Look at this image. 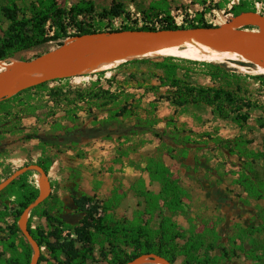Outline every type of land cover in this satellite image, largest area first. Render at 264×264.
Listing matches in <instances>:
<instances>
[{
    "label": "trees",
    "instance_id": "1",
    "mask_svg": "<svg viewBox=\"0 0 264 264\" xmlns=\"http://www.w3.org/2000/svg\"><path fill=\"white\" fill-rule=\"evenodd\" d=\"M205 3V0H197ZM230 0H219L215 3L218 9H225L226 13L237 19L250 15L253 12L257 16H264V0H236L229 7ZM258 5H260L258 7ZM165 0L150 1L144 12L146 18L156 17L159 20L158 28L143 24L140 27L125 25L113 29L99 27L95 24L94 15H98L99 21L110 16H119L122 11V2L112 0L108 8L96 12L92 0H75L70 5L60 7L57 0H7L0 4V14L8 24L0 37V61H8L10 58L27 60L25 52L36 50L45 44H51L53 48L61 46L69 38L94 34L101 31L114 30H155L176 29L181 27L213 26L206 20L202 10L196 11L191 17H185L177 24L168 10ZM100 24V23H99ZM39 53L35 55L38 56ZM152 56L135 57L125 61L117 67L128 68L134 63H146ZM154 57V56H153ZM162 59L156 62V67L162 69V76H157L161 85L173 88V96L170 102L175 107H183L189 103L213 106L220 116L228 117L224 112L221 102L233 104L234 92L223 87H197L186 82L187 69L179 76L177 69L180 67L175 60L187 63L208 64L210 69L207 75L211 80H223L230 85L234 75L218 69V60H193L179 56L161 55L155 56ZM241 64L254 67L253 64L241 62ZM114 68L91 72V77L96 80L91 82L92 87L75 91L74 98L66 96L62 86L49 87L51 82L68 81L72 77H55L41 81L37 84L19 90L15 94L0 100V108L4 113L10 103H17L28 111L36 109L35 101L39 99V92L46 90L47 95L57 98L64 95L63 100L69 101L72 107L63 110L61 117H55L49 124V128L43 134L27 133L24 138L38 140L42 151L36 160L28 161V164H38L48 174L56 162V153L60 146L69 142V146L78 144L80 139L73 135L75 129L84 123L82 115L91 116L90 133L87 138H92L96 124H106L119 118L133 116L134 127L141 131L150 132L158 138V149L165 151L171 159L186 158L192 155L193 164H181L182 167L197 172L203 168L209 173V156L207 155L208 140L214 145L224 149L229 155H235L239 160L243 156L250 160L237 167L236 175L232 179L233 184H238L243 193L234 192L230 188L227 191L233 193L238 201L245 206H253L257 214L244 222L242 218L236 220L232 226V233L222 242V237L217 231L216 223L205 220L211 233L221 244L216 245L209 236L202 233L183 229H171L170 217L165 210L183 211L186 204L183 196L186 194L181 184L179 175H173L170 167L162 160L155 158H130L128 150H120V166L123 168H135L146 172V178L139 177L129 190L135 197L140 199L136 202L130 216L119 215L116 210L120 207L123 199L127 196V189L121 184L112 185L108 196L100 201H94L91 196H76L72 194L75 206L74 214L77 223L72 230L64 233L67 223L59 214H52L59 198L51 192L42 202L33 207L27 219V227L40 247V256L37 264H126L142 255L155 254L167 260L170 264H224L225 262L240 259L241 257L249 264H264V165H254L257 160L264 162V139L262 140L261 152H250L251 140L243 134L233 138H207L203 141L193 138L192 131L178 126L171 118L167 121L170 126L168 132L153 127V111L157 108L158 99L149 102L151 109L146 110L144 117L133 112L131 100L132 92L112 90V80L106 78L108 87L99 84L101 77ZM258 69V68H257ZM249 78L259 82L264 90V73L249 74ZM235 78V77H234ZM121 87V82H118ZM116 84V85H117ZM99 85V86H96ZM137 84L136 89L142 88ZM97 87V88H95ZM117 87V86H116ZM154 86H146L145 89H153ZM107 111V116L100 119L93 111ZM55 115V112L53 113ZM52 114V115H53ZM244 116H236L233 121L240 124L245 121ZM264 126V124H262ZM96 129V128H95ZM136 130L131 132L135 133ZM3 137L0 129V139ZM109 138V134H106ZM208 139V140H207ZM55 150L48 153L46 148ZM198 150L202 153L197 154ZM192 152V154H191ZM203 158V160L201 159ZM1 164V163H0ZM16 168H6L0 172V182L8 177ZM217 175H221L215 170ZM37 173L27 170L11 181L0 191L2 200L10 201L17 205L14 222L7 225V232L0 225V264H29L33 256V249L18 228L17 221L23 209L33 202L39 194V188L31 184L29 176ZM226 175V173H223ZM49 202L48 206H45ZM42 217L45 225L32 226L33 218ZM259 219V221H257ZM261 234L260 237L257 234ZM217 250V253H212ZM148 264L144 262L141 264Z\"/></svg>",
    "mask_w": 264,
    "mask_h": 264
},
{
    "label": "rangeland",
    "instance_id": "2",
    "mask_svg": "<svg viewBox=\"0 0 264 264\" xmlns=\"http://www.w3.org/2000/svg\"><path fill=\"white\" fill-rule=\"evenodd\" d=\"M120 1L122 2V11L119 16L108 15L99 21L98 15L93 14L95 24L101 28L110 27L113 29L125 25L140 27L143 24H147L156 28L160 26L159 20L155 16L150 19L144 15L149 2L154 0ZM218 1L205 0V3H200L197 0H165L169 6L170 15L177 24H180L183 18L191 17L196 11L202 10L206 20L216 25L227 22L232 17L226 13L225 9L215 7V3ZM231 1H229V4H232ZM57 2L59 4L60 0ZM111 2V0H99L96 2V4L98 3L96 12H100L103 8H108ZM7 24V20L3 19L0 14V37L3 35ZM231 36L234 37L233 35ZM71 40L73 39L69 38L67 41ZM52 47L51 44H45L39 49L25 52L24 55L27 59H31L36 54L46 52ZM175 56L182 57L180 55ZM14 60V58H10L8 61H0V63L8 64ZM211 60L206 61L209 62ZM159 61H162V59L152 56L146 63H134L128 66V68L114 67L105 76L101 77L99 84L106 88L109 83L106 81V78L111 79L114 77L111 89L120 90L122 88L121 90L126 93L132 92L134 97L133 99L129 98L133 106L131 109L142 117L145 116L146 110L151 109L149 102L158 99L157 108L152 113L154 116L153 127L155 129L168 132L170 126L167 125V121L172 118L178 126L191 130L193 138L201 141L207 138L205 134H209L212 138H233L235 135L243 134L251 140L250 152H261L263 150L264 90L259 82L248 77L249 74L259 73L258 67L246 59L218 60L220 63L217 65V68L228 72L230 75L233 74L235 77L230 78L231 82L232 80L233 82L227 85L224 79L211 80L207 75V71L210 69L208 64L187 63L175 60L180 66L177 72L181 78H183L182 73L187 69L186 77L183 79L189 84L197 87H223L234 92L235 102L233 104L225 103L224 101L220 103L228 116L224 118L219 115L213 106L207 105H205V110L199 108L191 110L187 104L181 107V111H175V106L169 103L171 98H174V89L170 86L161 85L157 77L163 74L162 69L156 67V62ZM241 62L253 64L254 67L241 64ZM90 73L85 72L70 76L72 78L68 81L51 82L48 84V88L62 86V91L65 92L66 96L74 98L77 89L82 90L92 87L91 82L95 81L96 77H91ZM116 80L121 82V85H119L121 87H118ZM137 84H142V88L136 89L135 86ZM146 86H154V88L147 90L145 89ZM39 96V99L35 101L36 109L33 111H28L17 103H10L6 109L9 111H6V113L0 108V129L3 133V137L0 139V172L6 168L17 169L22 167L25 162L36 160L42 151L38 140H27L24 138V135L27 133L43 134L49 128V124L53 118L61 117L64 109L72 107L69 101L63 100V94L57 98H52L44 90L39 92ZM93 111L97 114V118L102 119L107 116V111L100 112L96 109H93ZM54 112L55 115L53 114ZM240 115L246 117L245 121L238 124L232 120V118ZM82 118L84 123L79 126V129L73 131V135L80 139L79 143L69 146V142H67L63 146H60V151L56 153V162L47 174L51 184V192L59 198L52 214L61 215L67 223L63 229L64 233L72 230V226L77 223V217L74 214L75 206L71 197L72 194L76 196H91L94 201L103 200L105 199V195H108L111 188L109 176L118 168L119 159L121 158L118 148L128 150L130 158L138 159L142 157L150 158L154 149L159 146L158 138L150 132H144L141 131V128L134 127L135 119L133 116L119 118L117 121L112 120L106 124H96L94 131H92L94 135L89 139L87 135L90 133L88 129L91 126V116L84 114ZM133 130H136V134L131 133ZM106 134H109V138L106 137ZM206 145L208 149L207 155L209 156V173L207 172L202 175L201 170V172L190 175V169L179 166L180 164H186V162H193L191 157L187 160L183 158H177L178 160L176 159L175 161L171 160L172 173L179 175L184 190H187H185V195L188 196H183L186 204L185 210H165V212L170 217L169 224L171 229L179 228L202 233L209 236L211 241L216 245V248H218L221 241L212 235L208 225L205 224V220L216 223L217 231L222 237L221 240L225 242L226 237L232 233L233 224L239 217L244 222H247L248 218L257 214V211L253 206L243 205L234 199L232 195H229L228 201L221 200V198L225 199L227 196V193L224 191L225 187L232 189L234 192L243 193L238 184L232 183V179L236 175L237 167L248 162L250 159L243 156L239 160L235 155H229L224 149L215 146L212 140H208ZM46 151L48 153L55 152V150L49 147L46 148ZM197 152L200 155L202 150H198ZM258 164L264 165L263 160L260 159L254 163V165ZM215 170H218L222 174L217 175ZM225 172L229 173L228 177H225L223 174ZM204 178L205 181H201ZM214 179L222 182L221 185L218 184L217 187L208 185ZM28 180L38 188L43 183L42 176L38 172L31 174ZM74 183L77 186L72 189L71 184ZM226 184L227 186H225ZM99 186L100 188L97 189ZM124 187L129 190L128 185L125 184ZM215 200L218 202H215ZM136 202L137 199L129 195L116 210L117 214L130 216L132 209L136 206ZM48 205L49 202L45 206ZM17 208L16 204H11L10 201L0 198V225L4 228V233L7 232V225H11L14 222ZM225 208L228 213L227 216L223 212ZM45 223L44 218L35 216L32 226H42ZM257 236L260 237L261 234L259 233ZM1 249L2 247L0 246V251ZM212 253H217V250ZM144 262L159 264L156 260H143L142 263ZM224 264L249 263L241 257Z\"/></svg>",
    "mask_w": 264,
    "mask_h": 264
},
{
    "label": "water",
    "instance_id": "3",
    "mask_svg": "<svg viewBox=\"0 0 264 264\" xmlns=\"http://www.w3.org/2000/svg\"><path fill=\"white\" fill-rule=\"evenodd\" d=\"M254 14L253 12H247ZM243 14L233 16L227 22L213 26H197V27H181L176 29H155V30H114L101 31L94 34H87L82 36H94L93 41L89 42L81 48L70 47L76 38L71 41H66L61 46L50 49L40 55L27 59L17 60L8 63V66L0 69V100L6 97L4 91L17 84L24 75L33 67L40 68L44 71L52 73L55 77H68L85 73L84 70L89 66L93 57L98 50L105 44L119 43L126 49H134L139 52L144 50L157 51L162 50L173 45L181 44L188 39L201 40L204 36L210 35L216 42H221L230 35H233L241 45L244 52L253 59L252 62L256 67L261 65L264 67V25L259 26L254 22H249L243 25L235 24L237 18ZM264 17V16H263ZM247 25L252 27H247ZM149 37H156L159 39L158 43L149 42ZM87 58L86 63L77 70H72L68 66H52L47 62L48 60H64L68 62L78 61L82 58ZM143 57V56H138ZM4 74V77L2 75ZM44 81V80H42ZM41 82V81H39ZM36 82L35 84L39 83ZM34 85V84H33ZM27 170L37 171L43 178V183L39 188V194L36 199L29 203L21 212L17 225L22 235L28 241L33 249V256L29 264H37L40 256V247L35 239L32 237L28 227L27 219L30 210L37 204L42 202L51 192V184L47 173L38 164H28L17 168L0 182V191L5 188L11 181L15 180L20 174ZM143 260H160L164 264H170L164 258L155 254L142 255L135 260L126 264H140Z\"/></svg>",
    "mask_w": 264,
    "mask_h": 264
},
{
    "label": "bare ground",
    "instance_id": "4",
    "mask_svg": "<svg viewBox=\"0 0 264 264\" xmlns=\"http://www.w3.org/2000/svg\"><path fill=\"white\" fill-rule=\"evenodd\" d=\"M249 22H254L259 26L263 27L264 17L257 15H245L235 21L237 25L247 24ZM94 36H81L76 38L74 43L70 47L81 48L93 41ZM151 43H158L159 39L156 37H149L147 39ZM175 56L180 55L182 57L193 59V60H226V59H246L252 61L253 59L248 56L238 40L231 35L222 40L221 42H216L210 35L204 36L201 40L188 39L181 44H176L171 47H167L162 50L150 51L144 50L139 52L134 49H126L119 43H107L102 46L98 52L93 57L89 66L84 70V72H95L100 70H108L110 68L117 67L125 61L131 60L138 56ZM87 58H82L78 61L68 62L64 60H48V64L52 66H68L72 70L79 69L80 66L86 63ZM8 64L0 63V67L3 69L7 67ZM259 72L264 73V67L258 65ZM54 75L40 68L33 67L29 72H27L24 77L14 86L10 87L4 91V95L11 96L22 90L35 84L36 82L42 80L51 79ZM4 77V74L2 75ZM43 179V178H42ZM43 182V181H42ZM42 184V183H41ZM159 264H164L160 260H156Z\"/></svg>",
    "mask_w": 264,
    "mask_h": 264
},
{
    "label": "crops",
    "instance_id": "5",
    "mask_svg": "<svg viewBox=\"0 0 264 264\" xmlns=\"http://www.w3.org/2000/svg\"><path fill=\"white\" fill-rule=\"evenodd\" d=\"M58 1V0H57ZM75 0H60V2H59V6L60 7H64V6H67V5H70L72 2H74ZM93 1V3H94V5H95V7H97V4H96V2H98L99 0H92ZM112 1V0H111ZM7 2V0H0V4H5ZM169 103H171V102H169ZM188 107H189V109H191V110H194V109H197V108H199V109H201V110H205L206 109V106L204 105V104H188ZM176 109H175V111L177 110L178 112L179 111H181V107H175ZM98 145V144H97ZM96 145V146H97ZM158 150V151H157ZM191 154H192V152H191ZM198 154V153H197ZM152 158H155V159H159V160H162V161H164L169 167H170V170H171V160H176V159H171L169 156H168V154L165 152V151H161V150H159L158 148H155L154 149V152H153V154H152V156H151ZM191 157V159H192V161H193V158H192V155H189V156H187L186 158H183V159H188V158H190ZM143 158V157H142ZM179 158H182V157H179ZM135 159H137V158H135ZM144 159H148V158H144ZM202 160H203V158H201ZM178 160V159H177ZM217 162V161H216ZM193 164V162H186V165H192ZM179 166H181V164L179 165ZM217 166V165H216ZM185 168V167H184ZM188 169V168H187ZM201 170H202V175L203 174H205V171H204V169L203 168H200L197 172H193V170L192 169H190V171L189 172H191L190 173V175H192V174H195V173H198V172H201ZM188 172V173H189ZM171 173H172V170H171ZM226 173V175H225V177H228L227 175H229V173H227V172H225ZM173 174V173H172ZM174 175V174H173ZM143 177V178H145L146 180H147V178H146V172H144V171H141V170H138V169H135V168H123V167H121L120 166V163H119V166H118V168L117 169H115V171L114 172H112L111 173V176H109V179H110V182H111V186L110 187H112V185H118V184H121L122 186H123V188L124 189H126L125 187H124V185L126 184V185H128V187H130V185L131 184H133L139 177ZM201 181H205V178L204 179H201ZM221 183L222 182H220V181H218V180H213V181H210L209 183H208V185L210 184V185H214L215 187H217L218 186V184L219 185H221ZM227 183H228V181H227ZM103 185V184H102ZM75 186H77V184L76 183H74V184H71V187H72V189L75 187ZM101 186V185H100ZM100 186L99 187H97V189H99L100 188ZM225 186H227V184L225 185ZM186 190V189H185ZM127 191H129V193L127 192V196L123 199V201H122V203L124 202V200L130 195V196H132V197H134V198H136L137 199V201L140 199L139 197H135L134 196V194H133V191L132 190H127ZM187 191V190H186ZM224 191L227 193L226 195V198L225 199H222L221 198V200H225V201H228V198H229V195H232V197L234 198V199H236L237 200V198L235 197V195L233 194V193H230L229 191H227V189H226V187H225V189H224ZM51 193V192H50ZM109 194V193H108ZM108 195H105V198L107 197ZM185 196H188V195H185ZM183 200H184V202H185V199L183 198ZM238 201V200H237ZM215 202H218L217 200H215ZM220 202V201H219ZM240 202V201H239ZM121 203V204H122ZM215 204H217V203H215ZM121 206V205H120ZM231 207H232V205H231ZM223 212H225V214H226V216H227V212H226V208H225V210L223 211ZM240 218V217H239ZM238 218V219H239Z\"/></svg>",
    "mask_w": 264,
    "mask_h": 264
},
{
    "label": "built area",
    "instance_id": "6",
    "mask_svg": "<svg viewBox=\"0 0 264 264\" xmlns=\"http://www.w3.org/2000/svg\"><path fill=\"white\" fill-rule=\"evenodd\" d=\"M233 2H234V0L231 1V3H233ZM230 5H231V4H229V6H230Z\"/></svg>",
    "mask_w": 264,
    "mask_h": 264
},
{
    "label": "flooded vegetation",
    "instance_id": "7",
    "mask_svg": "<svg viewBox=\"0 0 264 264\" xmlns=\"http://www.w3.org/2000/svg\"><path fill=\"white\" fill-rule=\"evenodd\" d=\"M247 27H249V28H250V27H252V26H249V25H247Z\"/></svg>",
    "mask_w": 264,
    "mask_h": 264
}]
</instances>
